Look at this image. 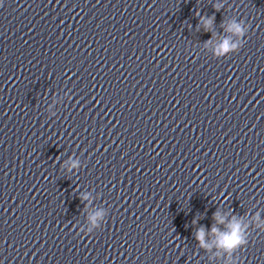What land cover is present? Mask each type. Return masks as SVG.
<instances>
[{"label": "clouds", "instance_id": "obj_1", "mask_svg": "<svg viewBox=\"0 0 264 264\" xmlns=\"http://www.w3.org/2000/svg\"><path fill=\"white\" fill-rule=\"evenodd\" d=\"M213 8L218 12L220 11V7H218L216 4L213 5ZM199 22L198 27L200 23H203L204 30L206 32L211 30V26L215 22V15H199ZM224 22L222 21L221 24ZM249 25L245 24V22L241 20H233L227 27V31L234 33L237 37H246V34L248 33ZM243 46L239 43H233L229 39H225L219 48L216 50L217 53H223L227 55L230 51H239ZM72 167H77V162H73ZM71 171V169H69ZM87 197H85L86 199ZM97 216H101L102 213H97ZM213 219L219 223H224V218H222L219 214V208L212 214ZM258 219V217H257ZM96 217H92L93 223H95ZM192 223L195 225L197 221L193 219ZM212 233L218 234L216 245L218 248L223 249L225 252L232 253L236 251L237 249H243L248 244V238L244 234V229L241 225V223L236 220L235 217H233L232 221L227 225V231L220 232V230L216 227H212ZM196 240L199 241L200 246L203 248H210L211 245L205 244L204 238H205V229L204 226L201 225L196 230Z\"/></svg>", "mask_w": 264, "mask_h": 264}]
</instances>
